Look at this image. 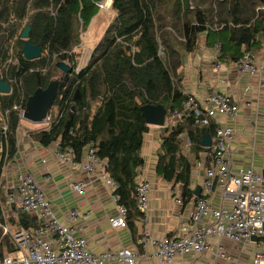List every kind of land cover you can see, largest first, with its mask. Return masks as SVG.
Returning <instances> with one entry per match:
<instances>
[{
    "label": "trees",
    "instance_id": "1",
    "mask_svg": "<svg viewBox=\"0 0 264 264\" xmlns=\"http://www.w3.org/2000/svg\"><path fill=\"white\" fill-rule=\"evenodd\" d=\"M101 1L0 0V79L10 85L8 94L0 93V175L3 164L16 154L21 136L22 119L13 107L24 109L29 95L59 77L51 106L56 112L47 127L29 135L42 147L54 142L60 151L72 149L77 161L87 146L93 147L118 184L115 193L127 209L129 223L132 216H142L135 207V188L144 165L143 136L150 125L140 108L162 105L166 115L182 108L187 94L181 69L201 35L206 46L218 44L219 60L236 62L251 54L264 38V0H111L114 17L88 63L77 68L72 49ZM27 25L31 26L29 42L42 48L38 59L26 60L21 54L20 34ZM57 61L68 63L71 71L61 73ZM159 128L156 173L187 185L190 163L181 153L178 136L186 129L197 154L205 150L200 146L204 129L190 118ZM17 220L16 226L24 228L35 222L28 215ZM15 250L8 236L0 237L1 257Z\"/></svg>",
    "mask_w": 264,
    "mask_h": 264
},
{
    "label": "built area",
    "instance_id": "2",
    "mask_svg": "<svg viewBox=\"0 0 264 264\" xmlns=\"http://www.w3.org/2000/svg\"><path fill=\"white\" fill-rule=\"evenodd\" d=\"M111 0H103L98 4L99 10L110 7ZM262 8L263 7H259ZM218 44L213 48V68L220 70L224 61L218 59ZM234 65L239 73L257 75L259 87L264 88V65L256 63L253 55L245 53ZM19 110L22 120L23 110ZM240 105L234 102L229 94L211 92L204 98L187 94L183 106L179 110L165 116L164 125H174L182 119L190 118L199 128H211L213 138L206 147L204 157L195 161V167L202 171L200 195L195 199L189 213V225L183 231L178 230L157 239L144 230L137 239L141 248L148 245L154 247L152 256L159 262L172 261L186 254H201L215 251V256L229 260L230 256L220 240L227 239L235 244L240 242L255 245L249 264H264V177L262 172L253 167H233L227 157V149L234 139L233 131L224 126L222 117L234 118L239 114ZM185 137V149L190 147ZM58 159L74 164L87 175H97L98 179L109 189L110 198L115 205V214L109 219L112 228L127 226L125 206L118 203L115 190L118 184L104 168L95 149L87 146L84 156L74 159L72 149L57 151ZM50 179V176H47ZM18 186L8 188L4 193L2 204L9 209L1 210L0 237L8 236L16 250L8 255L0 256V264H137L140 253L137 248L121 247L107 250L100 254L92 253L86 239L80 234L82 228L72 223L78 219H86V215L77 208L70 209L65 222L60 221L52 208L51 200L38 185L31 173L17 175ZM71 191L82 195L87 183L73 181L69 184ZM150 181L138 180L135 188V207L142 214L149 208L148 191ZM218 189L230 206L214 207L211 203L212 193ZM176 203L181 204L179 198ZM1 204V203H0ZM1 208V206H0ZM20 215L36 217L34 225L18 227L11 230L8 219H19ZM78 232V233H77ZM256 240H253V238ZM217 238L216 243H211Z\"/></svg>",
    "mask_w": 264,
    "mask_h": 264
},
{
    "label": "crops",
    "instance_id": "3",
    "mask_svg": "<svg viewBox=\"0 0 264 264\" xmlns=\"http://www.w3.org/2000/svg\"><path fill=\"white\" fill-rule=\"evenodd\" d=\"M203 37L205 46H201L199 41L198 45L201 47L190 58L185 59L181 69L183 92L199 98H204L211 92H220L229 94L234 102L239 103L238 115L234 118H221L222 124L234 134V139L227 149V157L234 168L251 166L256 171L263 172L264 88L259 87L257 75L239 73L234 62L228 58L221 57L223 66L220 70H215L214 45L207 48L205 35ZM250 52L256 63L264 65V38ZM21 123L33 124L25 120ZM202 129L204 132L200 138V146L204 147L201 145L202 137L208 134L212 139L213 131ZM21 136L16 154L2 166L0 180L5 182L7 188H14L18 186L17 175L29 172L50 198L52 208L60 221H67L66 215L73 208L85 214L86 219L75 220L72 224L82 228L80 234L86 239L88 249L92 253L100 254L107 250L128 247L138 249L140 256L137 264H249L255 249L252 243L235 244L227 239L220 240L230 256L229 260L217 258L213 251L181 255L163 263L152 256V245L141 248L137 244L138 237L146 229L153 237L159 239L172 232L183 231L189 225V213L198 197L194 191L200 186L203 177L202 171L195 167V161L204 157L207 148L204 147L205 150L197 154L191 146L185 149L184 139L188 138L186 129L179 134L178 140L181 143L182 155L190 163L187 185L182 180L168 181L156 173L158 150L161 145L160 128L149 126V131L143 136L141 148L144 165L137 177V181H150L149 208L142 216H132L127 226L122 228H112L109 225V219L115 214V205L110 198L109 189L96 174L87 175L74 164L58 159L57 143L42 147L35 143L27 132ZM84 154L85 150L82 157ZM47 176H50V179H47ZM73 181L87 183L82 195L71 191L69 184ZM183 192H186L187 196H184ZM179 198L182 200L181 204L176 203ZM210 200L214 207L230 206V201L218 189L212 193ZM28 217L31 221L36 220L33 215ZM28 225L31 226L29 223ZM217 241L215 238L211 243ZM107 263L116 264L113 261Z\"/></svg>",
    "mask_w": 264,
    "mask_h": 264
},
{
    "label": "water",
    "instance_id": "4",
    "mask_svg": "<svg viewBox=\"0 0 264 264\" xmlns=\"http://www.w3.org/2000/svg\"><path fill=\"white\" fill-rule=\"evenodd\" d=\"M31 26L24 27L20 34L23 40L21 48L22 57L26 60L38 59L42 56V48L40 44H31L29 42ZM55 67L61 73H68L71 71V66L64 61H57ZM59 77H53L48 82L45 88H37L31 95L27 97L25 102L22 118L33 124L49 122V110L52 106L58 88ZM10 92V85L0 79V93L8 94ZM141 114L148 125L163 126L166 115V110L162 105H144L140 108ZM201 145L209 147L211 145L210 135H204L201 139ZM264 177V171L262 172ZM200 186L198 185L194 191L195 196L200 194ZM264 228V224H263ZM253 240H256L254 237Z\"/></svg>",
    "mask_w": 264,
    "mask_h": 264
},
{
    "label": "rangeland",
    "instance_id": "5",
    "mask_svg": "<svg viewBox=\"0 0 264 264\" xmlns=\"http://www.w3.org/2000/svg\"><path fill=\"white\" fill-rule=\"evenodd\" d=\"M113 17H114V12L112 11L111 7H108L106 10H99L98 13L93 17L88 28L81 32L80 43L72 49V51L75 54L77 68H81L88 63L91 51L93 50V48H94L95 44L98 42V40L102 37L106 26L113 19ZM203 38H204L203 35H201V36H199V39H198V43L200 41L201 46H203L205 44L202 41ZM201 46L198 45L197 49H199V47H201ZM197 49H196V51H197ZM9 53H12V51H10ZM194 53H192L190 55H185L186 56L185 58H190ZM42 55H43V52H42ZM9 61H11V59ZM13 62H15L14 58H13ZM55 112H56V107L53 106L51 108V111H50V115H49L50 118L53 116V114ZM20 124H21L20 135H22V133L24 134L25 132H27L29 134V131H31L33 129H41L43 127H47L48 122L32 124V125L31 124L28 125V123H20ZM153 131H155V130H153ZM21 137L22 136L19 137V140ZM7 189L8 188L5 184V182L0 180V203H1L0 206H1V209L3 210L4 213H7L9 211L8 207L6 205L2 204L4 201V193ZM14 222H15V224H14ZM18 222H19V220L15 219L13 217L8 219V223L10 225L11 230H14L18 227V226H16V224Z\"/></svg>",
    "mask_w": 264,
    "mask_h": 264
},
{
    "label": "clouds",
    "instance_id": "6",
    "mask_svg": "<svg viewBox=\"0 0 264 264\" xmlns=\"http://www.w3.org/2000/svg\"><path fill=\"white\" fill-rule=\"evenodd\" d=\"M110 7H111V4H110Z\"/></svg>",
    "mask_w": 264,
    "mask_h": 264
}]
</instances>
